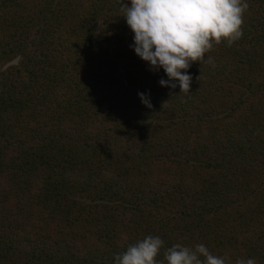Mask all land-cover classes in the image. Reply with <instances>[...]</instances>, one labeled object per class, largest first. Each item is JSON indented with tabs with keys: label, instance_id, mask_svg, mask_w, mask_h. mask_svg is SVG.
<instances>
[{
	"label": "trees",
	"instance_id": "16d2710c",
	"mask_svg": "<svg viewBox=\"0 0 264 264\" xmlns=\"http://www.w3.org/2000/svg\"><path fill=\"white\" fill-rule=\"evenodd\" d=\"M121 2L0 0V264H114L149 235L158 260L264 264V0L189 94L130 48Z\"/></svg>",
	"mask_w": 264,
	"mask_h": 264
},
{
	"label": "clouds",
	"instance_id": "9594fccd",
	"mask_svg": "<svg viewBox=\"0 0 264 264\" xmlns=\"http://www.w3.org/2000/svg\"><path fill=\"white\" fill-rule=\"evenodd\" d=\"M247 0H128L122 4L127 26L133 35L130 45L150 70L163 69L167 79L163 87L190 93L192 77L188 69L193 62L211 63L206 53L226 41L231 46L243 35V15ZM143 104L151 107L150 97L138 93ZM164 241L159 236H146L126 251L114 256V264H228L223 256L213 255L203 244L187 247L174 244L157 257ZM235 264H256L254 258H238Z\"/></svg>",
	"mask_w": 264,
	"mask_h": 264
},
{
	"label": "water",
	"instance_id": "95a60500",
	"mask_svg": "<svg viewBox=\"0 0 264 264\" xmlns=\"http://www.w3.org/2000/svg\"><path fill=\"white\" fill-rule=\"evenodd\" d=\"M19 57L15 58L14 60L8 62L7 64L4 65L3 69H7L10 66L16 65L18 63Z\"/></svg>",
	"mask_w": 264,
	"mask_h": 264
}]
</instances>
